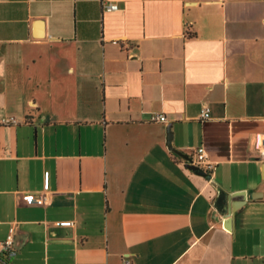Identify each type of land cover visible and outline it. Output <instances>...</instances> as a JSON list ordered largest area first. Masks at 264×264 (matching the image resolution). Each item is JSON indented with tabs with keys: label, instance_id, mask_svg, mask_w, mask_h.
Returning <instances> with one entry per match:
<instances>
[{
	"label": "crops",
	"instance_id": "obj_1",
	"mask_svg": "<svg viewBox=\"0 0 264 264\" xmlns=\"http://www.w3.org/2000/svg\"><path fill=\"white\" fill-rule=\"evenodd\" d=\"M262 151L264 0H0V264H264Z\"/></svg>",
	"mask_w": 264,
	"mask_h": 264
},
{
	"label": "built area",
	"instance_id": "obj_2",
	"mask_svg": "<svg viewBox=\"0 0 264 264\" xmlns=\"http://www.w3.org/2000/svg\"><path fill=\"white\" fill-rule=\"evenodd\" d=\"M103 8L106 12H113L118 10V6L112 3H103ZM202 118L207 120L210 119V112L206 110L202 113ZM166 117L163 115H154L152 117L153 122L165 123ZM4 125L16 124L14 119L5 120ZM261 156L264 157V152H260ZM193 165L204 169L205 171H212L213 164L209 160V156L203 147L196 149L194 152ZM1 254L7 258H14L18 252L14 248V229H11L7 240L1 245Z\"/></svg>",
	"mask_w": 264,
	"mask_h": 264
},
{
	"label": "water",
	"instance_id": "obj_3",
	"mask_svg": "<svg viewBox=\"0 0 264 264\" xmlns=\"http://www.w3.org/2000/svg\"><path fill=\"white\" fill-rule=\"evenodd\" d=\"M238 208H239L238 205L231 204L230 209H229V212H228V216L229 217L234 216L235 213L237 212Z\"/></svg>",
	"mask_w": 264,
	"mask_h": 264
}]
</instances>
